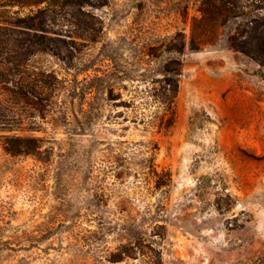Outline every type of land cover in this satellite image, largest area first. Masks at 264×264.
Masks as SVG:
<instances>
[{
	"label": "rangeland",
	"instance_id": "374dc122",
	"mask_svg": "<svg viewBox=\"0 0 264 264\" xmlns=\"http://www.w3.org/2000/svg\"><path fill=\"white\" fill-rule=\"evenodd\" d=\"M36 9L40 48L0 23V264H264V0Z\"/></svg>",
	"mask_w": 264,
	"mask_h": 264
},
{
	"label": "trees",
	"instance_id": "16d2710c",
	"mask_svg": "<svg viewBox=\"0 0 264 264\" xmlns=\"http://www.w3.org/2000/svg\"><path fill=\"white\" fill-rule=\"evenodd\" d=\"M45 4L46 6L52 7V12L55 16H58V9L62 6V0H0V10H5V14H10V17H3L4 12L0 14V23L10 29H23L25 30V36H27V42L37 47L43 46L44 33L43 16L45 14L44 10L33 8H38V6ZM17 8V11L10 12L11 9ZM28 10V14L24 17H19V11ZM2 15V16H1ZM34 40V41H32ZM34 52V51H33ZM33 52H29L27 55L32 56ZM176 83L174 86L176 92Z\"/></svg>",
	"mask_w": 264,
	"mask_h": 264
}]
</instances>
